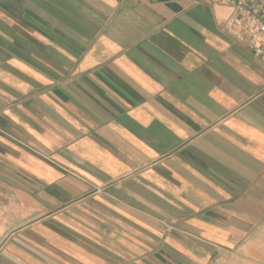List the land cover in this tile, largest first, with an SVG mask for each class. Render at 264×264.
<instances>
[{
    "label": "crops",
    "instance_id": "0c3cea01",
    "mask_svg": "<svg viewBox=\"0 0 264 264\" xmlns=\"http://www.w3.org/2000/svg\"><path fill=\"white\" fill-rule=\"evenodd\" d=\"M212 0H0V264L264 260V62Z\"/></svg>",
    "mask_w": 264,
    "mask_h": 264
},
{
    "label": "built area",
    "instance_id": "2783aa9c",
    "mask_svg": "<svg viewBox=\"0 0 264 264\" xmlns=\"http://www.w3.org/2000/svg\"><path fill=\"white\" fill-rule=\"evenodd\" d=\"M171 1V0H153ZM202 2L205 0H190ZM232 9L226 31L264 62V0H212Z\"/></svg>",
    "mask_w": 264,
    "mask_h": 264
},
{
    "label": "rangeland",
    "instance_id": "374dc122",
    "mask_svg": "<svg viewBox=\"0 0 264 264\" xmlns=\"http://www.w3.org/2000/svg\"><path fill=\"white\" fill-rule=\"evenodd\" d=\"M209 264H264V260L260 259H246L243 257H237L232 260L213 261Z\"/></svg>",
    "mask_w": 264,
    "mask_h": 264
}]
</instances>
